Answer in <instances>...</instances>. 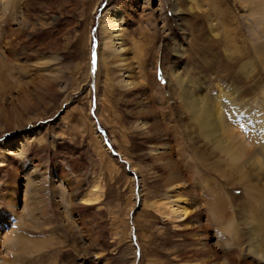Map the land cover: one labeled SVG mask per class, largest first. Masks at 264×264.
<instances>
[{
    "label": "rangeland",
    "instance_id": "obj_1",
    "mask_svg": "<svg viewBox=\"0 0 264 264\" xmlns=\"http://www.w3.org/2000/svg\"><path fill=\"white\" fill-rule=\"evenodd\" d=\"M243 10L0 0V264H264L249 251L264 247V177L244 160V179L220 174L236 163L220 144L264 143V62L234 53L257 24ZM176 73L216 104L226 136L200 133Z\"/></svg>",
    "mask_w": 264,
    "mask_h": 264
},
{
    "label": "bare ground",
    "instance_id": "obj_2",
    "mask_svg": "<svg viewBox=\"0 0 264 264\" xmlns=\"http://www.w3.org/2000/svg\"><path fill=\"white\" fill-rule=\"evenodd\" d=\"M240 3L243 5L244 10L246 12H248L250 19H253L254 22L257 24H256V27L254 28V30L252 27L249 28V32H250V36H251L250 37L251 42H249L250 46L248 48L241 50V48L239 49V45H237V46L235 45V47H234L235 48V50H234L235 57H236V59H239L241 57L249 56L252 54L253 58L255 60H257L259 63H262V62H264V42H263L264 40L262 41V38L256 37L255 32H257V31L255 29H257L260 32L261 36L264 35V0H240ZM244 10H243V12H244ZM103 22H104L103 41L105 42V46L108 47V49L112 53V55L121 54V51L123 50L122 36H121L123 28H122L121 21H119V19H117V17H115V16H113V17L109 16V17H104ZM249 22H250V20H249ZM222 25H223L222 26V28H223V31H222L223 35L222 36L225 37V36H227V33H226L227 31L225 30V28L227 29L228 27H225L224 24H222ZM229 29L230 28H228V30ZM234 29H232V30L234 31ZM231 33L232 32L230 30L229 35H231ZM233 36H236V35H233ZM244 38H243V41L247 44L248 43V36L246 35V37H244ZM235 39H238V38H235ZM231 41L233 42L234 40L231 39ZM95 62H96L95 56H92L91 66H90V76L91 77H93V74L95 71ZM3 67H4V65H3ZM240 68L242 69L241 66H240ZM174 76H175L174 77L175 79L177 78L178 87L180 88V95H181V98L184 100L183 108H186V109L191 111V112L189 111V113L192 116V122L195 123L196 125H198V127L200 129V133H202V135H205L206 132L204 130L209 129V131L211 130L214 134L222 133L223 136H226V133L228 131H230L229 129H227L228 125L226 126L225 119H224L223 115L217 109L216 104L212 102L211 98L207 97V95H206L207 93H205V94L202 93L203 97L200 95L198 96L197 95L198 93L194 94V91L190 90V88L182 81V78L179 77L178 73L174 74ZM196 90H199V89L195 88V91ZM193 105H196V108ZM206 131H208V130H206ZM231 131H234V130H231ZM234 135H236V134H234ZM238 136H241V138H243L242 135H238ZM214 137H216V135ZM215 139H217V138H214V142H215ZM220 139L223 140L222 138H220ZM220 139L218 140L219 142L221 141ZM233 139H235V138H233ZM224 140H226V139L224 138ZM243 140H242V142H244ZM214 142H212V143H214ZM232 142H233V140H232ZM232 142H230V144L227 143L226 145H224V143L222 142L223 145L220 144V146H222V147L220 148L219 152L221 155H226V156L232 158V162L233 163L236 162V163H235V165L231 164L230 166H228V168H226L227 169L226 172L221 171L222 173H220V171H219V173L222 175L228 173L230 176H231V174L237 175L238 171L240 172V166L238 165L237 162L244 160L246 162L250 161L249 166H252L254 169H256L258 171V172H256V174L263 178L264 177V143H262L261 145L254 144V146H255L254 148L256 149V150H254L252 146L249 147L247 145H243L244 143H241L240 141L238 144L237 143L235 144ZM215 144H216V142H215ZM257 153L261 155V159ZM244 161L241 163L242 165H245ZM241 167H243V166H241ZM245 168L246 167L244 166V170H245ZM238 176L241 177V175H239V174H238ZM238 176H236V178ZM243 177H245V176H243ZM243 177H241V179H244ZM260 177H256V179H259ZM242 184H243V182H242ZM258 210H259V208H258ZM255 221H256V230H257L256 232L264 238V221L262 220L261 216L258 217V215H257V217H255ZM253 245H254V248L256 251L255 250L251 251V250H253V248L251 250H249L250 252L253 253L251 255H254V256L256 255L258 257V259H264V247L262 246L263 244L260 245L259 242H255ZM253 245H252V247H253Z\"/></svg>",
    "mask_w": 264,
    "mask_h": 264
}]
</instances>
